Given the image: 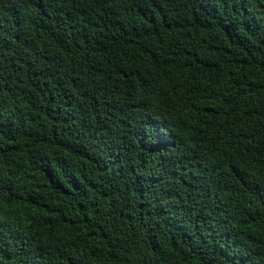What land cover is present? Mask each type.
<instances>
[{"label":"trees","instance_id":"trees-1","mask_svg":"<svg viewBox=\"0 0 264 264\" xmlns=\"http://www.w3.org/2000/svg\"><path fill=\"white\" fill-rule=\"evenodd\" d=\"M0 264H264V0H0Z\"/></svg>","mask_w":264,"mask_h":264}]
</instances>
